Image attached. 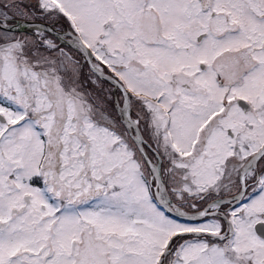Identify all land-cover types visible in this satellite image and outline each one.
I'll use <instances>...</instances> for the list:
<instances>
[{"label":"snow or ice","instance_id":"1","mask_svg":"<svg viewBox=\"0 0 264 264\" xmlns=\"http://www.w3.org/2000/svg\"><path fill=\"white\" fill-rule=\"evenodd\" d=\"M0 264H264V0H0Z\"/></svg>","mask_w":264,"mask_h":264}]
</instances>
